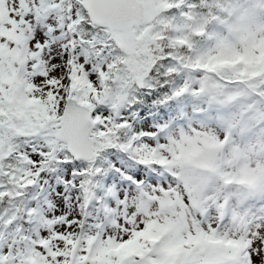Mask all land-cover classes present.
I'll return each instance as SVG.
<instances>
[{
  "label": "snow or ice",
  "instance_id": "obj_1",
  "mask_svg": "<svg viewBox=\"0 0 264 264\" xmlns=\"http://www.w3.org/2000/svg\"><path fill=\"white\" fill-rule=\"evenodd\" d=\"M0 264H264V0H0Z\"/></svg>",
  "mask_w": 264,
  "mask_h": 264
}]
</instances>
